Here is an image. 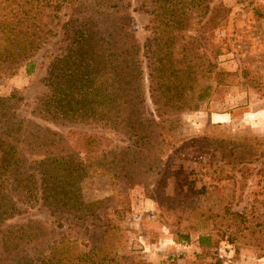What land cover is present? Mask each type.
<instances>
[{
    "label": "rangeland",
    "instance_id": "rangeland-1",
    "mask_svg": "<svg viewBox=\"0 0 264 264\" xmlns=\"http://www.w3.org/2000/svg\"><path fill=\"white\" fill-rule=\"evenodd\" d=\"M130 2L145 68L154 5ZM176 2L173 22L182 21L186 30L176 33L173 58L180 68L195 50L204 53L195 85L201 96L195 110L179 113L171 129L154 136L158 166L135 183L120 179L109 163V150L133 137L96 122L53 121L34 110L48 91L49 63L68 42L62 24L69 6H46L57 16L42 17L44 31L53 32H43L44 42L25 60L0 58V97L15 94L9 103L18 105L17 113L60 133L59 154L71 152L89 163L105 156L102 166L91 163L83 172V210L20 204L24 210L4 222L40 221L46 228L43 248L36 247L39 253L9 245L7 252L0 244V264L48 254L61 235L75 240L76 253L89 251L88 264H264V0H182V9ZM181 80L176 84L190 94L191 82ZM85 136L98 140L88 154L81 151Z\"/></svg>",
    "mask_w": 264,
    "mask_h": 264
},
{
    "label": "trees",
    "instance_id": "trees-1",
    "mask_svg": "<svg viewBox=\"0 0 264 264\" xmlns=\"http://www.w3.org/2000/svg\"><path fill=\"white\" fill-rule=\"evenodd\" d=\"M149 2L154 6L144 45V68L130 0H0V58L9 61L25 60L44 42L43 32H53L50 28L44 31L42 17L57 16L47 12L46 6L71 8L73 13L62 24L68 42L50 61L45 77L48 91L37 99L34 110L53 121L96 122L133 137L130 144L109 150L110 167H116V175L127 183L138 182L158 166L153 150L159 143L154 136L171 129L179 113L195 110L201 96L195 94V85L204 70V53L200 56L195 50L190 54L194 59L180 68L173 58L176 33L186 30L182 21L173 22L176 0ZM180 4L181 9L187 7V3ZM178 77L191 82L190 94L176 84ZM13 96L0 97V244L7 252L9 245L18 250L30 246L39 252L36 247L43 248L41 237L46 233L40 221L6 220L20 214L23 203L26 207L40 203L56 210H83L88 204L80 193L83 172L91 163L102 166L105 156L89 163L71 152L59 154L60 133L17 113L18 105L9 103ZM83 140L85 154L98 144L92 136ZM107 231L104 228L99 237L104 239ZM75 247V240L61 235L48 254L23 256L21 264H88L89 251L76 253Z\"/></svg>",
    "mask_w": 264,
    "mask_h": 264
}]
</instances>
